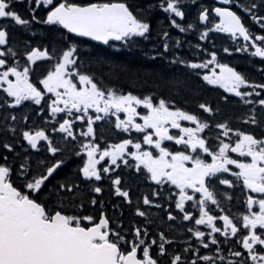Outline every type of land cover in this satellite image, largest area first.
I'll use <instances>...</instances> for the list:
<instances>
[{"label": "snow or ice", "instance_id": "6c2138e0", "mask_svg": "<svg viewBox=\"0 0 264 264\" xmlns=\"http://www.w3.org/2000/svg\"><path fill=\"white\" fill-rule=\"evenodd\" d=\"M219 2L0 0V20L8 21L0 23V264H264V82L200 43L182 55L184 41L172 36L226 33L237 46L223 53L264 61V0ZM156 13L166 26L153 25ZM15 28L28 38H13ZM101 46L130 58L115 60ZM201 52L209 58L198 59ZM37 61L48 67L32 79ZM120 79L148 89L125 90L112 82ZM207 86L230 95L202 99ZM234 98L246 109L235 120L253 130L224 111ZM25 102L38 108L40 125L17 115ZM112 118L128 134L116 142L96 127ZM73 157L81 164L61 174ZM141 177L151 184L134 200ZM104 180L121 202L111 211ZM241 182L244 210L231 214L222 204L232 196L220 186ZM153 208L188 222L187 239L161 230Z\"/></svg>", "mask_w": 264, "mask_h": 264}, {"label": "flooded vegetation", "instance_id": "af4514ba", "mask_svg": "<svg viewBox=\"0 0 264 264\" xmlns=\"http://www.w3.org/2000/svg\"><path fill=\"white\" fill-rule=\"evenodd\" d=\"M198 3H204L207 5H211V6H223L222 4H220L219 0H198ZM21 6H23V3ZM22 10H23V8H22ZM234 10H236V9L234 8ZM157 14H159V13H157ZM0 23H8V21L0 20ZM154 23H155V25H154ZM245 23L248 24V26L250 27L251 30L258 31L259 26L250 24L247 17H245ZM156 24H157V22L153 20V25L156 26ZM13 30H15L18 33L17 36L12 35L13 38H15V39H20V38L27 39L28 38L27 35L24 34L21 29L15 28ZM212 37H213V39L217 38V39H220L222 41H232L229 38L228 34H226V33L214 32ZM38 41H39V36L36 38V40L33 41V43H36ZM146 48H151V47L148 45V47H146ZM106 50H110V48L106 49ZM245 53H249V52H245ZM47 67H48V64L46 62L37 61L36 64L33 65L34 72L31 76V78L35 79L40 73L44 72L47 69ZM30 105H31L30 102H25V104L23 106H17V108L15 109V110H17L16 113L24 112L26 107H29ZM33 109H34V107H33ZM138 110H140V109H138ZM36 111H38V108L34 109L32 123L34 122L35 124L40 125L41 121L39 118L36 117V115H35ZM121 118H123V115H121ZM96 127L98 129V134L100 131H103L105 140H108L111 142H116L120 138H124L128 135V134H123L119 130H116L114 128V118H112L111 124H109L107 122H104V123L98 122ZM170 131L175 133L177 130H170ZM132 135H134V136L136 135L134 130H133ZM170 143H172V142H167V141L165 142L166 146H169ZM18 151H19V149H18ZM43 155H44L43 150H41V154H40L41 158H43ZM232 155L235 157V154H232ZM57 158H61V157H57ZM101 163L103 164V162H101ZM80 164H81L80 159L73 157L70 161H68V163L66 164V166L64 168L67 167L69 171H73ZM64 168H62V169H64ZM232 168H233V171L237 170V169H235L234 166H232ZM117 171L119 172L120 170H117ZM233 180L235 183V178H233ZM103 184L105 187V192H104L103 198L105 199V201H108L109 198H111V203L107 204L108 210L111 211V204H118L121 202L116 197L112 196L111 193L108 191L109 182L107 180H104ZM150 184H151V182L147 181L143 177H141L138 182L133 184V191H132L133 199L135 200V197L137 195L141 194V192L149 190ZM220 188H221V190H228L232 196V200L230 202L225 201L222 204V207L225 208V211H229V209H230L231 214H236V213L244 210L243 202L245 199L246 192L242 188V182H241V184H238L237 186H235L233 189H227V186H220ZM172 206L174 208V202H173ZM165 207H167V206L165 205ZM186 207H190V202H189V204H186ZM211 207L213 209H215V206H211ZM151 211L154 214H158L159 219L156 221V223L161 227V230L166 231L167 235H169L171 238H174L178 243L187 239L186 235L184 234V231H185L186 227H188L190 225L186 221H181L179 215H177V212H174V215H177V219L175 221L169 222V221H167V218H166V212H161L155 208L151 209ZM213 214L218 215L219 213H218V211L214 210ZM124 215H125V218H128L130 216V212L127 209H125ZM159 220H161V222H159ZM170 224L172 225V228L169 230ZM200 227H201V230H205L204 226H200ZM153 231H155V228H153ZM232 247H236V246L232 245Z\"/></svg>", "mask_w": 264, "mask_h": 264}, {"label": "trees", "instance_id": "16d2710c", "mask_svg": "<svg viewBox=\"0 0 264 264\" xmlns=\"http://www.w3.org/2000/svg\"><path fill=\"white\" fill-rule=\"evenodd\" d=\"M79 2H80V0H79ZM192 11H194V8L192 9ZM162 17L163 16L160 13L159 14L156 13V14H154V19L153 20L156 21L155 20L156 18L163 19ZM190 18L193 19L191 11H190L189 15L186 17L185 23L189 22ZM161 19L158 20V21H161ZM158 21H156V22H158ZM154 25H155V23H154ZM11 33L14 36H17L16 33H14V32H11ZM175 36L177 37L178 34H176ZM182 37H183L182 40L184 41V51H185V53H188L190 55H194L195 53H193L191 51V48L188 46V43H187V41L189 39L193 40L192 33L184 34ZM148 45L151 46V47L153 46L151 43H148ZM97 51L107 52L108 54H111L113 56V59H115V60H127V59L130 58L124 50H122L120 52H114V51H108V50L100 47V48L97 49ZM233 59H234L233 60L234 63H239L238 65L239 66H243V67H246L247 65H250L248 67H256V66H259V63H260V61H256V60L253 61L252 59H249L248 62H245L246 60L243 59V58H233ZM262 63H264V62H262ZM106 82H107V80H106ZM112 82L115 83L117 87H124L125 90H128L129 88H131V89H133V90H135L137 92H143V91H146L148 89V85L141 86L140 83L133 84V83H131L129 81H126V80H123V79L113 80ZM214 94H215L214 91L205 88L203 90V92L201 93V98L202 99H212L213 100V98L216 99V96ZM186 107L189 110H191V111H193L194 109L196 110L195 102H190L188 105H186ZM224 111L227 114H229V115H233V117L235 115H238V108L234 104H230L229 106H227L224 109ZM238 125H240V123H238ZM68 172H70V171L68 170L67 167L61 170V174H65V173H68ZM126 222H127V218H126ZM159 222H161V220H159Z\"/></svg>", "mask_w": 264, "mask_h": 264}, {"label": "bare ground", "instance_id": "6f19581e", "mask_svg": "<svg viewBox=\"0 0 264 264\" xmlns=\"http://www.w3.org/2000/svg\"><path fill=\"white\" fill-rule=\"evenodd\" d=\"M204 4V3H203ZM207 5V4H206ZM163 19H161V18H156L155 20L156 21H158V20H163L164 21V24H165V26L167 25V21L166 20H164V16L162 17ZM192 20V18H190V21ZM192 35H193V43L191 44V46H194L195 45V42H196V38L198 37L197 36V34L196 33H192ZM143 47H146L145 45H143ZM191 48V47H190ZM233 58H243V59H245L246 61L245 62H248V60H249V57H246V56H244V55H236V52L235 51H233L232 52V54L231 55H229L228 56V59L231 61V62H233ZM235 105V104H234ZM236 106V105H235ZM237 107V106H236Z\"/></svg>", "mask_w": 264, "mask_h": 264}]
</instances>
